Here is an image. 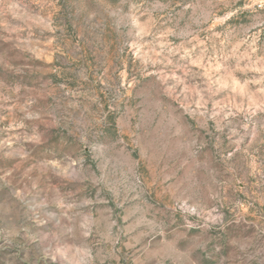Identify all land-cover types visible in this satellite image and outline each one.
Listing matches in <instances>:
<instances>
[{"label": "rangeland", "instance_id": "obj_1", "mask_svg": "<svg viewBox=\"0 0 264 264\" xmlns=\"http://www.w3.org/2000/svg\"><path fill=\"white\" fill-rule=\"evenodd\" d=\"M0 264H264V0H0Z\"/></svg>", "mask_w": 264, "mask_h": 264}]
</instances>
